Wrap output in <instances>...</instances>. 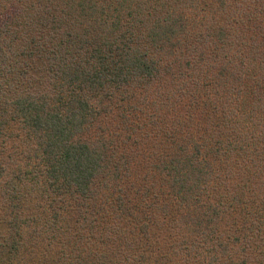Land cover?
I'll return each mask as SVG.
<instances>
[{
    "label": "trees",
    "instance_id": "trees-1",
    "mask_svg": "<svg viewBox=\"0 0 264 264\" xmlns=\"http://www.w3.org/2000/svg\"><path fill=\"white\" fill-rule=\"evenodd\" d=\"M195 1L0 0V112L10 114L0 133L14 121L28 143L14 175L0 166L8 262L31 246L54 264H244L234 253L253 247L264 263V80L249 86L260 64L264 77V24L254 31L260 44L234 33L246 12L202 32L186 14ZM260 2L251 18L264 22ZM187 74L210 115L178 141L176 119L168 152L150 169L155 180L141 183L130 160L109 150L111 138L92 134L95 122L117 99L165 104ZM153 196L163 202L148 210L162 207L184 232L166 249L154 248L138 217ZM28 197L37 208L22 205ZM116 232L126 237L120 252Z\"/></svg>",
    "mask_w": 264,
    "mask_h": 264
},
{
    "label": "rangeland",
    "instance_id": "rangeland-1",
    "mask_svg": "<svg viewBox=\"0 0 264 264\" xmlns=\"http://www.w3.org/2000/svg\"><path fill=\"white\" fill-rule=\"evenodd\" d=\"M260 1L262 0H197L192 3V8L186 10V14L189 15V17L191 15V18H194L195 23L202 26V28L199 27V29H201L200 31L206 32V25L211 23L214 24L215 21L223 22L224 17L228 18L231 11L234 13L236 20L237 18H240L244 12H246V19L249 18L250 21L247 22L245 19V22L241 23H237L236 21L237 28L235 32H232L236 33L237 30L244 29L243 31H245V33L242 34L244 37L249 38V40H254L260 44L262 39L259 38V35L254 33V31H258L257 24L260 26L264 24L262 21L263 19L260 18L259 20H254V18H251L253 17L252 11L262 10V3ZM220 2L225 3L226 6H220ZM262 15H264V13ZM229 17L232 18V14L229 15ZM228 20L229 19H226V21ZM195 23L189 30L188 35L190 36L188 39L190 40H195L197 36L195 33L197 32ZM259 50L262 51V47H260ZM242 58H244V55ZM257 58L258 60L262 59L261 55H258ZM261 67L262 64H260L259 70L256 68L255 72L257 73H254V81L249 83V86H251L254 90L256 89L254 82H260L262 84V81L264 80L262 72H260ZM185 78L186 81H182L179 88H177V84L172 85L177 89L171 93L165 104H159V106H157V104L155 105L153 103V101L155 102V99L144 104H120V101L117 99L115 109L112 110L111 105H108L107 110H109V112L101 114V117H99V119L95 122H98L95 124L98 130L94 129L92 134L103 132L98 134L103 136L105 134L107 138H111V141H113L114 144L113 147L109 148V150L112 152L114 151L113 154H115V157L123 156L124 158L130 160V168L132 167V171H135V174L139 177L141 183L144 182V176L150 178L151 184L153 180H155V177L150 173V169L153 168L158 156L164 152H168L166 133L170 131V125L174 124L176 119H178L179 130L182 125H184V130L177 131V137L173 138L175 141L180 138V135H184L187 127H190L192 133L194 129L198 130L196 133H200V129L203 128L206 121L205 118H208L210 115V106L213 105L204 104L207 102V97H203L201 99L200 91H193L192 88L189 87L188 74ZM35 87L39 88L40 86ZM190 94L191 97L189 96ZM131 103L134 102L132 101ZM175 106H177L179 110H175ZM155 107H159L157 112L155 111ZM124 109L130 111L128 113L121 114L120 111ZM1 110L2 108H0V111ZM6 112H0V118L3 115H5L6 118L7 116H10V114H4ZM155 114L157 115L155 116ZM8 126L0 133V166L7 168V171L12 172L14 175L16 170L23 165V155L26 151L28 143L23 136L19 135L20 132L14 121H9ZM13 136H15V139ZM244 162V159L242 160L241 158L235 160V167H243ZM137 185L138 183L134 182V184H132L128 189L131 196L135 193V189L138 188ZM1 194L2 192L0 191V264H54L50 261V254L45 256L43 250L40 248H33L31 246H27L22 249L21 253L17 256V259H14L11 263L7 261V256H9V254L7 253L6 245L8 244L9 239H7V226L3 222L5 220L3 218L5 216V212L3 210L4 205ZM153 202H163V198L160 196H153L143 200L141 203L143 204V207H138V209L142 208V210L138 212V217L146 224L145 234L153 238V241H155V243H153L154 248L166 249V241L170 242L174 235L181 236L184 232L179 233L181 231L179 228L180 226L177 224L171 226L170 219L168 217L159 215L163 212L162 207L156 211L157 213H154V209H151L150 212L148 208L153 206ZM22 205L30 207L36 206L37 208L38 204L37 201L34 203L33 199L28 197L24 199ZM144 208L147 209L146 215L141 214ZM150 215L152 218L151 221L147 218ZM180 217L181 216H179V218ZM225 225L226 223L223 219L220 223V231H218L224 240L227 239L225 233L229 232L228 227ZM130 226H132V224ZM129 231L130 230L127 228L126 232ZM86 234L87 233L83 232L82 236L86 238ZM116 234L118 235L119 241L114 245L116 246V251L120 252L123 244L122 240L126 239V237L118 232H116ZM190 235L191 232L188 233L189 238L191 237ZM58 246L55 245L54 249H58ZM255 250L256 249L253 247L245 253L236 251L233 255L236 258L235 261L237 263H241V260H243L244 264H264L262 257ZM52 251L55 252L54 250Z\"/></svg>",
    "mask_w": 264,
    "mask_h": 264
}]
</instances>
